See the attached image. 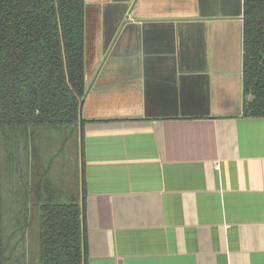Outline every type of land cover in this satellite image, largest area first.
<instances>
[{
    "label": "crops",
    "instance_id": "crops-1",
    "mask_svg": "<svg viewBox=\"0 0 264 264\" xmlns=\"http://www.w3.org/2000/svg\"><path fill=\"white\" fill-rule=\"evenodd\" d=\"M243 14L244 0H85L86 121L63 129L76 173L53 187L35 150L23 218L80 203L85 264H264V118L243 116Z\"/></svg>",
    "mask_w": 264,
    "mask_h": 264
},
{
    "label": "trees",
    "instance_id": "trees-1",
    "mask_svg": "<svg viewBox=\"0 0 264 264\" xmlns=\"http://www.w3.org/2000/svg\"><path fill=\"white\" fill-rule=\"evenodd\" d=\"M85 20V0H0V264H18L4 232V146L28 150L39 131L86 121ZM243 94V116L264 118V0H244ZM39 244L38 264H85L82 205H42Z\"/></svg>",
    "mask_w": 264,
    "mask_h": 264
},
{
    "label": "rangeland",
    "instance_id": "rangeland-1",
    "mask_svg": "<svg viewBox=\"0 0 264 264\" xmlns=\"http://www.w3.org/2000/svg\"><path fill=\"white\" fill-rule=\"evenodd\" d=\"M48 136L45 138V136ZM69 133L63 129H43L38 136L28 137V142L32 145L31 150L11 149L4 146L3 149V213H4V232L7 244V256H11V261L18 264H38L39 261V211H32L30 218L24 219L19 213L16 201L19 194H24V183L27 181V173L32 174L33 165L37 158L40 161L36 165H41L48 175L55 188L65 190L72 181V164H75V154L69 150L67 141ZM18 141L17 137H15ZM15 141L12 147L17 145ZM65 142V144H64ZM26 143V141H25ZM28 144V143H27ZM47 149V150H46ZM31 157V158H30ZM31 161H30V160ZM34 161V162H33ZM59 162V165L57 164ZM53 164H57L58 174L53 170ZM50 171H49V169ZM81 163L78 167L80 170ZM73 172V173H72ZM42 183L44 190L47 183ZM34 180L30 177V183ZM32 193V192H31ZM69 203V201H60ZM58 203V202H57ZM71 203V202H70ZM36 205V202H35ZM39 210V209H38ZM22 217V218H21Z\"/></svg>",
    "mask_w": 264,
    "mask_h": 264
},
{
    "label": "water",
    "instance_id": "water-1",
    "mask_svg": "<svg viewBox=\"0 0 264 264\" xmlns=\"http://www.w3.org/2000/svg\"><path fill=\"white\" fill-rule=\"evenodd\" d=\"M88 84V82L86 81V85ZM84 100H85V98L82 100V106H83V104H84Z\"/></svg>",
    "mask_w": 264,
    "mask_h": 264
}]
</instances>
